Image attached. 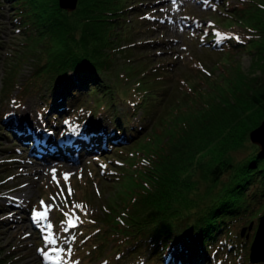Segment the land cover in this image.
Here are the masks:
<instances>
[{"label": "rangeland", "instance_id": "obj_1", "mask_svg": "<svg viewBox=\"0 0 264 264\" xmlns=\"http://www.w3.org/2000/svg\"><path fill=\"white\" fill-rule=\"evenodd\" d=\"M66 1L63 0L64 6H73L74 0ZM216 1L96 0L85 5L83 0H77L74 8H67L61 0H40L37 7L29 4L28 11L22 12L27 19L16 26L10 19L9 5L3 3L4 7L0 8V113L8 108L11 93L20 88L30 68L54 60L61 44L58 34L73 29L90 33L91 44L101 49L102 69L113 86L93 94L91 99L98 105L108 106L119 92L127 101L139 103L138 115L148 123L144 132L135 141L126 143L121 152L111 153L106 149L89 152L73 144L61 143L64 147L59 144L60 149L54 148L47 139L40 141V148L36 142L25 143L15 133H9V129L20 135L19 129L26 127V121L6 115L0 136V179L3 180L0 247L4 253L16 257L14 263H131V256L126 252L130 234L127 226L146 209L141 204L146 187L153 188L152 175L166 160L178 158L187 144L188 148H194L192 141L197 142L198 130H203L202 124L204 127L209 124L206 119L215 109L213 101L216 104L221 95L229 97V92L242 90L255 73L252 53L240 51L229 56L198 45L200 36L210 30L218 36L236 35L240 29L231 24L230 18L219 14V1ZM88 8L92 11H87ZM33 12H44L45 16L53 12L55 17H62L65 25H59V30L47 28L41 24V17H28ZM6 60L10 68L5 72ZM242 99L239 97L236 102L242 103ZM7 122L12 125L8 127ZM72 122L62 117L58 126L64 129ZM83 125L69 130L78 133ZM246 126V121L240 124L241 133ZM252 132L239 135L225 150L223 137L214 138L208 144L209 152L214 157L222 156L224 151L230 153L234 164L239 165L264 140L262 137L259 142L252 140ZM199 155L189 159L197 167L198 160L202 164L185 190H194L198 199L212 203L243 174L238 173L237 166L230 167L212 180L208 168L215 162L207 153L202 152L201 158ZM178 165L183 167L184 163ZM189 170L193 172V168ZM226 195L233 196V193ZM242 205L244 211L236 216L241 218L232 223L230 232L234 235L235 231L245 228L246 233L249 230L248 234L254 232L255 236L259 218L263 217L264 199L246 196ZM116 226L123 240L115 233ZM245 226H249L247 231ZM234 240L239 244V237ZM252 242L239 249L242 256L251 249ZM234 252L227 245L216 248L214 264H234L239 257ZM255 259L260 257L253 254L252 260Z\"/></svg>", "mask_w": 264, "mask_h": 264}, {"label": "trees", "instance_id": "obj_2", "mask_svg": "<svg viewBox=\"0 0 264 264\" xmlns=\"http://www.w3.org/2000/svg\"><path fill=\"white\" fill-rule=\"evenodd\" d=\"M39 1L0 0V8L4 7L3 3L9 5L10 19L16 26L27 19L22 12L28 11L29 4L37 7ZM94 1L83 0L85 5H91ZM217 1L219 14L230 18L231 24L240 29H237L236 35L218 36L216 31L210 30L200 36L198 45L229 56L240 51L252 53L255 57L252 62L255 73L248 79L245 88L229 92V97L221 95L216 104L213 101L215 109L210 118L206 119L209 120L207 127L211 126L210 130L202 124L203 130H198L197 135L199 140L196 142L190 139L194 148H188L187 144L178 158L169 162L166 160L152 175L153 188L151 185L150 189L146 187L143 203L138 202L146 209L127 226L130 234L126 252L131 256L130 264H214L216 248L223 245H227L229 251L236 250L234 255L239 257L234 264H264L261 257L252 260L251 249L243 256L240 254L239 249H244L255 237L254 232L247 236L249 226H245L247 233L244 235L241 230L235 231L234 235L230 232L232 223L241 218L236 216L244 211L242 204L246 196H260L261 200L264 199V140L246 159L239 161V165H235L230 153L225 151L222 156L214 157L208 146L215 141L214 138L219 140L223 137L221 139L224 140L222 145L225 150L239 135L250 131H255V140L258 141L260 137L264 139V127L258 129L264 121V0ZM87 11L92 10L88 8ZM30 15L41 17V24L47 28L55 27L59 30V25H65L62 17H55L53 12L47 16L44 12L29 13L28 17ZM89 34L86 30L79 32L73 29L58 34L61 44L54 60L30 68L29 73L24 74L20 88L11 93L8 108L5 107L0 113V136L4 128L1 123L6 122L7 114L16 120L26 121V127L19 129L20 135L13 128L9 129V133H15L25 143L32 144L33 132H37L40 141L47 139L51 146L58 149L61 143L66 146L67 137L60 139L56 136L67 134L75 125L84 124L82 127H85L77 133L76 145L78 149L89 152L102 149L111 153L121 152L126 148V143L135 141L144 132L148 123L144 122L143 116L138 115V108H141L139 103L127 101L119 92L111 98L108 106L98 105L91 99L93 94L97 95L113 86L102 69L103 61L99 58L101 49L91 44ZM8 68L10 65L6 60L5 72ZM239 97L243 98L242 103L236 102ZM7 100L6 97L3 102ZM62 117L73 120L64 129L58 126ZM243 121L247 122V129L241 133L238 128ZM11 125L7 122L8 127ZM45 148L41 147L43 150ZM202 152L209 154L208 157L215 162L213 167L208 168L212 180L219 178L230 167L237 166L238 173L243 174H239L238 180L212 203L198 199L194 190H185L202 164L198 160L197 167L192 160L199 153L201 158ZM186 159L192 160L186 163ZM179 163H184V166H179ZM192 168L193 172L190 173L189 169ZM2 181L0 179V185ZM230 192L233 196L226 195ZM116 227L115 233L121 237L119 226ZM237 237L240 238L239 244L234 243ZM1 250L2 247L0 264H16V257Z\"/></svg>", "mask_w": 264, "mask_h": 264}, {"label": "bare ground", "instance_id": "obj_3", "mask_svg": "<svg viewBox=\"0 0 264 264\" xmlns=\"http://www.w3.org/2000/svg\"><path fill=\"white\" fill-rule=\"evenodd\" d=\"M34 131V130H33ZM36 131V130H35ZM75 132V133H74ZM76 134V135H75ZM33 137H34V142H36L37 146H39L40 144V140L37 138V132H33ZM62 138V137H67V141L65 142L66 146H70L71 144H73L72 146H75L76 141H77V132L74 130L69 131L67 134H63V135H57L56 138ZM60 138V139H61ZM73 142V143H71ZM67 148V147H66ZM51 160H55V158H50ZM264 216V215H263ZM263 218V217H262ZM260 219L263 221V225L261 227V230L258 234V238L256 240V235L257 232L259 231V228L255 234L252 246H251V255L255 254V256L257 257H261V259H264V218ZM261 224V222H260ZM258 252V253H257Z\"/></svg>", "mask_w": 264, "mask_h": 264}, {"label": "water", "instance_id": "obj_4", "mask_svg": "<svg viewBox=\"0 0 264 264\" xmlns=\"http://www.w3.org/2000/svg\"><path fill=\"white\" fill-rule=\"evenodd\" d=\"M65 2H67L66 0H65ZM76 2H77V0H74V2H73V6H71V7H68V6H64V4H63V0H61V3H62V5L64 6V7H67V8H74L75 6H76ZM68 3V2H67ZM264 127V121L262 122V124H261V126L258 128V129H260V128H263ZM257 129V130H258ZM256 130V131H257ZM254 132L255 131H253L252 132V137H253V139L252 140H255V137H254ZM255 141H257V140H255ZM259 142V141H258ZM260 144H261V141L259 142ZM263 218H264V216H263ZM262 218V219H263ZM262 225H263V221L261 220V224H260V228H259V231L257 232V235H256V240H257V238H258V234H259V232H260V230H261V227H262ZM245 234V229L242 231V235H244ZM248 236V235H247Z\"/></svg>", "mask_w": 264, "mask_h": 264}, {"label": "snow or ice", "instance_id": "obj_5", "mask_svg": "<svg viewBox=\"0 0 264 264\" xmlns=\"http://www.w3.org/2000/svg\"><path fill=\"white\" fill-rule=\"evenodd\" d=\"M54 171V170H53ZM67 178V177H66ZM69 192H71V189H69Z\"/></svg>", "mask_w": 264, "mask_h": 264}]
</instances>
